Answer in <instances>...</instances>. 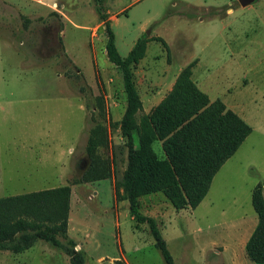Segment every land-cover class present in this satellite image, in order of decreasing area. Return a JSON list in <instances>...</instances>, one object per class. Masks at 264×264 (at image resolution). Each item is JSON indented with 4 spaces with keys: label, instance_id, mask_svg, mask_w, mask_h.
<instances>
[{
    "label": "rangeland",
    "instance_id": "obj_1",
    "mask_svg": "<svg viewBox=\"0 0 264 264\" xmlns=\"http://www.w3.org/2000/svg\"><path fill=\"white\" fill-rule=\"evenodd\" d=\"M195 2L203 6L184 0L104 1L106 11L120 14L111 21L121 56L139 38L145 42V56L134 65L143 101L139 123L154 107L151 91L166 87L177 71L196 61L193 78L202 90L213 100L222 99L253 128L214 182L211 207L191 213L177 210L163 191L141 196V213L156 217L176 264L213 260L214 251L206 246L218 230L198 227L218 220L223 209L226 219L250 212L253 189L264 184V0L248 6L239 0ZM106 43L105 23L93 0H59L51 7L0 0V96H34L33 105L40 108L32 114L0 109V159L16 163L27 142L61 141L58 153L69 168L65 185L72 188L67 232L77 242L83 264H166L148 223H138L124 199L128 146L120 121L127 97ZM67 49L77 56L79 67ZM92 136L96 145L91 157L87 148ZM163 144L160 139L152 144L161 159L166 158ZM10 176L3 181L0 198L61 184ZM14 215L36 219L31 210L17 209ZM22 236L16 233L1 241L6 249H0V264L3 256L16 253ZM236 238H226L233 248ZM17 259V264H71L62 249L41 240Z\"/></svg>",
    "mask_w": 264,
    "mask_h": 264
},
{
    "label": "trees",
    "instance_id": "obj_2",
    "mask_svg": "<svg viewBox=\"0 0 264 264\" xmlns=\"http://www.w3.org/2000/svg\"><path fill=\"white\" fill-rule=\"evenodd\" d=\"M93 1L105 23L107 56L122 73L127 97L120 121L128 146L124 199L129 203L132 217L138 223H148L166 264H176L158 220L141 213L139 197L163 191L177 210L196 208L208 194L216 173L237 152L253 128L222 99L211 100L198 86L193 79L196 61L183 68L166 97L139 123L137 114L143 108V101L136 86L134 65L145 56V42L139 38L129 54L121 56L105 0ZM52 14L59 16L57 11ZM157 139L164 140V159L153 148ZM95 145L92 136L87 148L91 157ZM263 189V184H258L253 190L259 223L246 246L248 256L259 264L264 263ZM71 191L68 184L0 198V249H6L1 241L22 233V245L15 247L16 252L25 251L41 240L62 249L70 256L71 264H83L82 253L75 250L77 242L67 232ZM17 209L31 210L36 219H16Z\"/></svg>",
    "mask_w": 264,
    "mask_h": 264
},
{
    "label": "crops",
    "instance_id": "obj_3",
    "mask_svg": "<svg viewBox=\"0 0 264 264\" xmlns=\"http://www.w3.org/2000/svg\"><path fill=\"white\" fill-rule=\"evenodd\" d=\"M5 1H6V4L8 5L21 6V5L32 4L36 6H48V7H51L57 4V2H59V0H5ZM184 1L192 5L196 4L195 6H203L201 4H197L195 0H184ZM60 2H62L61 4L65 6V2L63 1H60ZM107 11L110 15L111 20L114 19V17L117 18L120 15V14H113L109 12V10ZM233 11H235V9ZM123 12H121V14ZM62 13L68 19V15H66L64 12ZM135 44H136V41L133 43V46L131 47L129 52L132 50ZM66 53L68 54L72 62L79 67L77 56L71 54V52L68 49L66 50ZM106 53H107V50H106ZM182 70L183 68L177 71L176 75L172 78L171 82L164 84V85L161 84L163 86L167 85L166 87L160 88V89L155 88L156 90L151 91L150 97L152 98L153 103L155 102V104L153 105L154 107H156L166 97L169 91L173 88V85ZM196 83L202 89L200 83L198 81H196ZM211 100L213 99L211 98ZM35 102L36 101L34 99V96L3 95V96H0V109L9 111V112L18 110L19 112H21V114L22 113L32 114L34 112L36 113V111L40 109L38 105H33V103ZM151 111L149 113H151ZM23 124L25 126H28L27 125L29 124L28 120L23 122ZM35 124L36 123H32L31 127L34 126ZM243 144L240 146V148L243 146ZM61 146H62L61 141H56L55 143L54 141H52V143L50 144L48 142H42L41 140H39L38 142H27L21 146L20 152L22 156L17 157L16 163L11 162V161H15V159H9L8 163L5 164L3 161V157H2V160L0 159V189L3 187V181L5 180V177H7L9 173L11 174L9 178L10 180H13L14 178L17 181H21V182H31V181L33 182L34 181L38 183H47V184L57 181V182H61V184H58V186H64L65 182L67 181L66 175H67L69 168L66 165V161H65L66 158L64 157L61 158L60 157L61 155L59 156L58 151ZM239 149L237 150V152L239 151ZM71 152L72 150L70 149L69 151L70 155H71ZM237 152L230 159H228L225 162V164L221 167V169L216 173V175L213 178L209 192L206 195V197L202 200V202L194 209L190 207L191 209L189 210L188 209L189 207H187V208L181 209L182 211L185 210L191 213H197L198 210H200V208L202 207L207 208L208 206L211 207L213 205L214 202L210 200V195L213 191L214 182L217 180L221 170L228 164V162H230V160H232V158L237 154ZM68 161H69L68 163H70L71 161L70 156H69ZM55 175H58V176L55 177ZM50 187H53V186H50ZM45 188H49V187L39 188L37 190H41ZM145 196L149 197L151 195H145ZM145 196H142V197H145ZM142 197H139V201L141 200ZM251 201L253 205V192H252ZM253 208L254 209H249L250 212H244L243 214H239V215L238 214L230 215L227 217V219H226L227 212L225 209H223L220 213V217L218 220L213 221V222L212 221L207 222L206 224L200 225L198 227V231H205L204 229H217L218 230L217 236L211 238L208 241V244L206 246L207 250L210 249L214 251V254H215L213 255L214 257L213 260L211 259L210 261L207 262V264H259L253 261L248 256L247 250H246L247 243L250 240L251 236L253 235L259 223V216L255 210L254 205H253ZM205 213L204 214L207 216L211 214L210 210H208ZM233 234H237V237H238L236 238L238 239L236 248H233L226 239L228 236H232ZM200 252L203 253L204 251L200 250ZM19 253L21 252H16V253H13L12 255L8 253L9 255L3 256V264H17L19 262L17 259V254Z\"/></svg>",
    "mask_w": 264,
    "mask_h": 264
},
{
    "label": "water",
    "instance_id": "obj_4",
    "mask_svg": "<svg viewBox=\"0 0 264 264\" xmlns=\"http://www.w3.org/2000/svg\"><path fill=\"white\" fill-rule=\"evenodd\" d=\"M255 1H257V0H239V3L242 6H247V5L254 3ZM149 32H150V30L147 31V33H149Z\"/></svg>",
    "mask_w": 264,
    "mask_h": 264
}]
</instances>
